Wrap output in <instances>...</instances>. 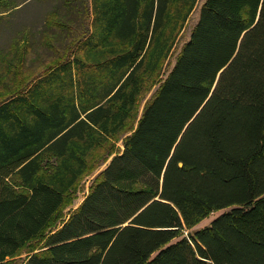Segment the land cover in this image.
Returning <instances> with one entry per match:
<instances>
[{
  "label": "trees",
  "instance_id": "16d2710c",
  "mask_svg": "<svg viewBox=\"0 0 264 264\" xmlns=\"http://www.w3.org/2000/svg\"><path fill=\"white\" fill-rule=\"evenodd\" d=\"M197 2L59 0L41 71L31 38L0 54V264H264V0H205L161 81Z\"/></svg>",
  "mask_w": 264,
  "mask_h": 264
},
{
  "label": "rangeland",
  "instance_id": "374dc122",
  "mask_svg": "<svg viewBox=\"0 0 264 264\" xmlns=\"http://www.w3.org/2000/svg\"><path fill=\"white\" fill-rule=\"evenodd\" d=\"M15 2L19 6L15 10L5 14L6 16H4L2 22L0 23V54L6 52L9 49V46L13 40L14 42L15 40H18L20 43H23L24 39L26 38L33 39L35 43L29 42L32 45V49L25 56L26 58L24 60V66L29 67L31 71H35V73H37L38 71L42 70L52 55L51 52L41 45L40 37L42 31L45 28V17L50 11L57 8V3L59 0H15ZM204 2L205 0H198L195 9L191 13L184 29L178 37L171 54L164 62L159 76L161 81L167 77L175 64L176 57L179 54L181 48L186 42H188L190 34L198 22L200 9ZM157 88L158 86L153 87L140 99L137 120L139 119L143 108L151 100ZM129 134L130 133H125L120 137L119 141L116 143V149H119L120 151L123 149V139ZM95 154L96 152L94 155ZM109 161L110 158L106 162L100 164L97 169H94L83 176L73 194V197L68 198L67 201L69 200V202L64 205V207H62V216L50 229L47 230V232L57 229L61 225L62 221L68 219L71 213L80 206L85 196L89 192V189L95 178L102 170L105 169ZM227 210L228 209L213 212L207 218L200 220L194 225L185 227L184 236L187 237L189 233H195L198 230L208 227L214 219ZM37 241L38 240H35L29 245H26L14 257L7 258L3 263L24 264L30 254L38 252L42 247L43 243ZM31 247L37 249L34 252H29L32 249Z\"/></svg>",
  "mask_w": 264,
  "mask_h": 264
},
{
  "label": "water",
  "instance_id": "95a60500",
  "mask_svg": "<svg viewBox=\"0 0 264 264\" xmlns=\"http://www.w3.org/2000/svg\"><path fill=\"white\" fill-rule=\"evenodd\" d=\"M187 237L190 238V237H191V234L189 233V234L187 235Z\"/></svg>",
  "mask_w": 264,
  "mask_h": 264
}]
</instances>
